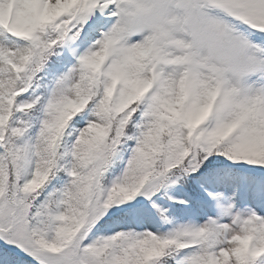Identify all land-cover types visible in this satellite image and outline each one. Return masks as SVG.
Here are the masks:
<instances>
[{"label": "snow or ice", "instance_id": "snow-or-ice-1", "mask_svg": "<svg viewBox=\"0 0 264 264\" xmlns=\"http://www.w3.org/2000/svg\"><path fill=\"white\" fill-rule=\"evenodd\" d=\"M0 264H264V0H0Z\"/></svg>", "mask_w": 264, "mask_h": 264}]
</instances>
